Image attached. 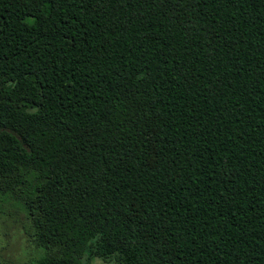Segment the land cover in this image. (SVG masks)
<instances>
[{"label": "trees", "instance_id": "1", "mask_svg": "<svg viewBox=\"0 0 264 264\" xmlns=\"http://www.w3.org/2000/svg\"><path fill=\"white\" fill-rule=\"evenodd\" d=\"M36 264H264V0H0V195Z\"/></svg>", "mask_w": 264, "mask_h": 264}, {"label": "rangeland", "instance_id": "2", "mask_svg": "<svg viewBox=\"0 0 264 264\" xmlns=\"http://www.w3.org/2000/svg\"><path fill=\"white\" fill-rule=\"evenodd\" d=\"M21 199L0 195V264H36L41 250L26 232L27 218ZM92 264H112L96 258Z\"/></svg>", "mask_w": 264, "mask_h": 264}]
</instances>
